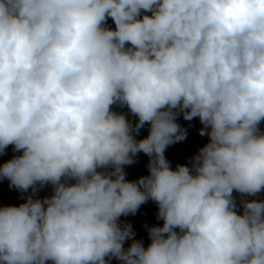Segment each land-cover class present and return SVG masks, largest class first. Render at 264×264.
Instances as JSON below:
<instances>
[{
  "label": "clouds",
  "instance_id": "1",
  "mask_svg": "<svg viewBox=\"0 0 264 264\" xmlns=\"http://www.w3.org/2000/svg\"><path fill=\"white\" fill-rule=\"evenodd\" d=\"M180 115L209 139L173 170ZM262 122L264 0H0V181L31 189L0 264H264ZM149 200L145 247L120 217Z\"/></svg>",
  "mask_w": 264,
  "mask_h": 264
},
{
  "label": "trees",
  "instance_id": "2",
  "mask_svg": "<svg viewBox=\"0 0 264 264\" xmlns=\"http://www.w3.org/2000/svg\"><path fill=\"white\" fill-rule=\"evenodd\" d=\"M107 25L113 29L115 28L114 22L111 20V18L108 19ZM114 111L125 113L128 116V119L133 124L137 122V118L132 117L126 107L119 108L117 106H114ZM183 120V116L180 115L177 118V123L179 124ZM191 125L192 131L187 132V137L185 140L169 145L165 150V154L169 156L167 160L170 162V166L173 170H175L178 164H188L189 158L194 156L195 153L198 152V150L208 142L209 137L207 135L201 136L199 134V130L203 127L199 119L194 118L191 121ZM197 126H200V128H198ZM148 130L149 125L146 124L143 128L140 129L138 134H135L136 139L139 140L145 138L148 135ZM9 159L11 158L7 157L5 154L0 155V164L6 162ZM148 162L149 157L141 152L134 158V163H132L131 165H124V171L128 173V181H137L140 177L149 175L147 168ZM4 180H6L9 185L8 180ZM11 189L17 190L15 188ZM233 195L236 197V199L240 197V195L235 192L233 193ZM157 211L158 206L156 205V203L149 200L148 202L142 204L136 212L137 217L135 221V227L145 247H147L150 243L148 228L152 226H163V221L156 218Z\"/></svg>",
  "mask_w": 264,
  "mask_h": 264
},
{
  "label": "crops",
  "instance_id": "3",
  "mask_svg": "<svg viewBox=\"0 0 264 264\" xmlns=\"http://www.w3.org/2000/svg\"><path fill=\"white\" fill-rule=\"evenodd\" d=\"M126 173V180H128V173ZM52 189L51 186H45L44 188L40 189L37 193L36 196L39 198H43L45 196L51 195ZM31 194V189L28 192H20L19 190H13L9 187L8 183L6 180L0 181V205H15L19 206V204L25 202V198ZM121 225L128 223L131 224L132 230L135 233L134 238L136 240L142 241L141 237L139 236L136 227H135V221L137 214H129V216H121ZM130 221V223H129ZM131 240H128V242ZM132 242V241H131ZM143 242V241H142ZM110 264H121L120 261L116 259H112Z\"/></svg>",
  "mask_w": 264,
  "mask_h": 264
},
{
  "label": "rangeland",
  "instance_id": "4",
  "mask_svg": "<svg viewBox=\"0 0 264 264\" xmlns=\"http://www.w3.org/2000/svg\"><path fill=\"white\" fill-rule=\"evenodd\" d=\"M179 124H180L182 127L186 128V129H187V132H191V131H192L191 121L183 120V121H181ZM197 127L200 128V126H197ZM195 154H197V152H196ZM165 157H166V159L169 158V156H168L167 154H165ZM127 216H129V215H127ZM125 217H126V216H125ZM121 218H122V217H120V221H121ZM129 223H130V221H129ZM130 244H131V241L128 242V240H126V241H125V244H124V247L127 248V247L130 246Z\"/></svg>",
  "mask_w": 264,
  "mask_h": 264
},
{
  "label": "built area",
  "instance_id": "5",
  "mask_svg": "<svg viewBox=\"0 0 264 264\" xmlns=\"http://www.w3.org/2000/svg\"><path fill=\"white\" fill-rule=\"evenodd\" d=\"M260 127H261V130H264V122L261 123ZM245 198L246 199H261V200H264V192L260 193L258 197H245ZM240 199H241V197L236 199L238 207H239V204H240ZM240 211L242 213V208H240Z\"/></svg>",
  "mask_w": 264,
  "mask_h": 264
},
{
  "label": "water",
  "instance_id": "6",
  "mask_svg": "<svg viewBox=\"0 0 264 264\" xmlns=\"http://www.w3.org/2000/svg\"><path fill=\"white\" fill-rule=\"evenodd\" d=\"M5 155H6L7 157L12 158L13 156L20 155V153H19V152H14L12 146H9V147L6 149V153H5Z\"/></svg>",
  "mask_w": 264,
  "mask_h": 264
}]
</instances>
